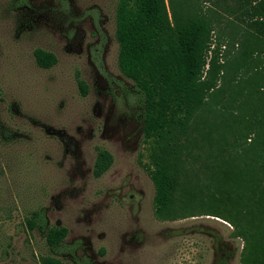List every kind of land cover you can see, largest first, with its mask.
<instances>
[{
	"label": "rangeland",
	"instance_id": "rangeland-1",
	"mask_svg": "<svg viewBox=\"0 0 264 264\" xmlns=\"http://www.w3.org/2000/svg\"><path fill=\"white\" fill-rule=\"evenodd\" d=\"M198 2L207 13L214 8L222 13L212 33L221 61L237 55L245 38L259 43L245 21L224 14L212 0ZM116 3L0 0V264H41L43 256L73 262L68 253L50 250L42 230L27 227L36 211L43 212L46 226H65V244L74 245V256L89 264H240L243 240L236 228L196 202L183 218L161 220L154 214L145 169L150 142L138 108L123 93L133 82L117 66ZM95 21L102 43L94 56L100 39ZM36 48L53 53L56 62L38 66ZM252 58L257 71L251 69L245 79H264V52L254 51ZM229 74L217 115L205 112V119L194 120L204 136L209 129L216 136L212 123L221 125L219 112L229 118L238 113L242 97L229 103L230 94L239 91ZM222 76L221 86L225 72ZM79 80L87 86L85 94ZM225 137L229 140L228 132ZM99 149L112 162L94 176ZM190 161L192 172L207 181L215 161L202 151Z\"/></svg>",
	"mask_w": 264,
	"mask_h": 264
},
{
	"label": "trees",
	"instance_id": "trees-1",
	"mask_svg": "<svg viewBox=\"0 0 264 264\" xmlns=\"http://www.w3.org/2000/svg\"><path fill=\"white\" fill-rule=\"evenodd\" d=\"M212 4L245 21L259 43L245 38L243 49L224 63L219 43L212 46L214 25L222 16L215 8L207 13L198 0H169V11L166 0H117V66L133 82L131 90L122 87L123 93L128 104L138 108L143 137L150 142L145 169L153 185L155 216L161 220L183 218L196 202L201 210L236 228L243 240L240 264H264V79H245L251 69L257 71L254 57L250 60L254 51L264 52V0H212ZM94 24L100 34L97 22ZM101 43L100 34L94 56ZM33 55L42 68L56 62L53 53L39 48ZM95 62L102 71L99 60ZM230 72L239 91L228 95L229 103L242 97L236 106L238 113H230L229 118L219 112L221 125L212 123L216 136L211 135L212 129L204 136L194 120L205 119V112L217 115ZM78 85L85 94L84 82L79 80ZM205 124L203 121L201 126ZM201 151L215 161L205 182L192 172L190 161ZM111 162V154L99 149L94 176L105 172ZM27 227H38L52 252L68 253L73 261L63 263L43 256L41 264H89L85 257L74 256V245L65 244L67 228L46 226L42 211L27 219Z\"/></svg>",
	"mask_w": 264,
	"mask_h": 264
}]
</instances>
